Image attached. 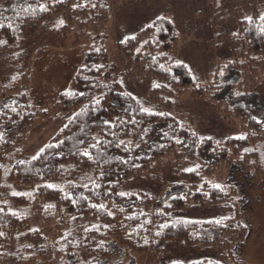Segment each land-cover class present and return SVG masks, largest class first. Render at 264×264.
Wrapping results in <instances>:
<instances>
[{
  "label": "trees",
  "instance_id": "1",
  "mask_svg": "<svg viewBox=\"0 0 264 264\" xmlns=\"http://www.w3.org/2000/svg\"><path fill=\"white\" fill-rule=\"evenodd\" d=\"M103 1L0 0L4 60L21 61L24 42L58 19L57 26L69 32L71 48L97 39L86 67L72 81L73 89L61 93L56 102L55 116L63 124L34 155L18 156L33 121L13 134L28 114L35 113L27 93L29 69L14 77L11 68L0 76L10 80L0 92V264L49 259L60 264H106L110 242L138 253L169 241L193 249L221 242L234 252V245L247 234L241 222L232 227L241 216L236 190L205 177L233 165L251 174L253 181L263 180L264 131L253 130L254 122L236 105L230 110L246 122L243 136L222 141L196 133L189 119L173 111L191 82L187 67L169 58L165 44L154 39L152 27H146L116 42L120 64L127 65L118 68L106 49L109 11ZM226 1L208 0L216 9ZM261 17L264 14L253 10L250 17L236 21L230 37L238 46L231 50L232 59L224 61L225 68L231 65L238 73L235 83H242L248 93L259 84L258 69L264 61ZM125 75L149 85L141 99L120 82ZM221 86L191 88L189 95L202 101L206 95L217 96ZM212 107L224 124L233 122L218 101ZM166 174L184 187L181 194L162 201L132 188L145 178L162 182ZM206 208H219L224 215L207 219L182 215ZM73 255L76 261H71ZM190 264L218 263L200 259Z\"/></svg>",
  "mask_w": 264,
  "mask_h": 264
},
{
  "label": "rangeland",
  "instance_id": "2",
  "mask_svg": "<svg viewBox=\"0 0 264 264\" xmlns=\"http://www.w3.org/2000/svg\"><path fill=\"white\" fill-rule=\"evenodd\" d=\"M103 2L105 3L101 4L109 11V21L104 30L106 49L110 61H114L118 68L127 69V65L120 64L116 42L146 27H152L154 39L165 44L169 58L187 67L191 82L186 86L188 90L174 104L173 111L189 119L196 133L222 141L243 136L248 131L244 126L246 122L238 113L230 110L236 105L241 106L243 113L254 122L253 130L264 131V61L258 69L259 84L249 93L245 92L242 83H235L238 76L236 70L231 65L225 68L224 64L225 60L232 59L231 50L238 46L230 37L236 29V21L250 17L253 10L264 14V0H227L220 9L210 7L208 0ZM56 21L60 22L59 19ZM57 23L52 22L24 42L21 47V55L24 57L21 61L14 63L11 59L4 60L5 56L0 53V76L9 73L11 68V76L14 77L29 69L27 93L33 107L31 110L35 113L28 114L26 119L14 128L13 134L17 135L26 122L33 121L30 133L21 142L18 156L34 155L63 124L62 119L55 116L56 102L61 93L73 89L72 81L75 75L86 67L87 55L91 53L97 40L93 37L88 44L71 48L67 38L69 32L63 33L64 28L60 24L59 28ZM66 31L68 30L65 29ZM225 33L229 36L220 35ZM60 44L65 47L56 46ZM216 74L219 76L215 79ZM246 79L251 82L249 77ZM0 81V86L6 84L0 87L1 92L10 85V80L2 78ZM120 82L128 92L140 99L149 88L148 84L137 83L136 79L128 75L123 76ZM212 83H222L221 92L217 96L206 95L204 100L198 101L189 95L191 88L205 90L206 86ZM217 101L232 123L224 124L219 114L213 110L212 105ZM42 110H45L44 115L41 114ZM225 167L226 165L220 169L216 168L205 179L215 185L228 183L236 190L235 196L239 202L241 216L232 227L235 228L241 222L245 225L247 234L243 241L234 245L232 253L235 257H232L227 246L221 242L206 248L193 249L169 241L144 253L122 248L119 242H110L111 254L106 264H190L200 259L215 261L218 264H264V179L253 181L251 174L241 168L233 165L226 167L227 169ZM162 180L157 182L151 178L141 179L133 183L132 188L162 201L183 192L184 187L177 184L175 176L166 174ZM182 215L191 219H207L220 218L224 212L219 208H206L192 209ZM226 237L229 240L228 235ZM81 254L83 257L88 256L86 252ZM65 259L76 261L78 258L73 255L70 259L68 256ZM36 264L60 262L49 259Z\"/></svg>",
  "mask_w": 264,
  "mask_h": 264
},
{
  "label": "snow or ice",
  "instance_id": "3",
  "mask_svg": "<svg viewBox=\"0 0 264 264\" xmlns=\"http://www.w3.org/2000/svg\"><path fill=\"white\" fill-rule=\"evenodd\" d=\"M261 19H264V17H261ZM262 30H264V29H262ZM156 87H159V85H156ZM85 155H89V154L86 152ZM48 187H53V186L49 185Z\"/></svg>",
  "mask_w": 264,
  "mask_h": 264
}]
</instances>
